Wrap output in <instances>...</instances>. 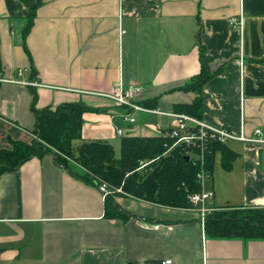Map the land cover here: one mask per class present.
<instances>
[{
	"label": "crops",
	"instance_id": "crops-1",
	"mask_svg": "<svg viewBox=\"0 0 264 264\" xmlns=\"http://www.w3.org/2000/svg\"><path fill=\"white\" fill-rule=\"evenodd\" d=\"M232 17L242 24L232 27ZM203 65L214 75L201 119L247 137L261 128L264 137V0H0V147L32 139L34 108L78 100L100 110L84 114L83 140L110 142L119 126L168 134L172 116L137 112L145 121L123 122L128 109L104 94L138 84L141 104L177 112L198 96L184 85ZM225 144L235 158L226 168L217 152L205 181L211 204L264 207V144ZM114 197L127 218L108 217L99 187L51 154L4 172L0 264H264V240L209 237L198 207Z\"/></svg>",
	"mask_w": 264,
	"mask_h": 264
},
{
	"label": "trees",
	"instance_id": "trees-1",
	"mask_svg": "<svg viewBox=\"0 0 264 264\" xmlns=\"http://www.w3.org/2000/svg\"><path fill=\"white\" fill-rule=\"evenodd\" d=\"M35 11L36 7L30 11L25 33L33 24ZM213 75L203 65L200 73L184 85L198 96L192 102L176 103L175 110L201 118L202 89ZM149 105L145 102V106ZM34 110L36 123L31 130L32 139H15L11 140L10 146L0 147V177L6 171L18 169L34 156L51 154L55 162L88 183L99 186L101 181H106L121 187L124 194L154 204L191 208L190 195L202 188L199 180L202 169L212 175L219 150L225 154L226 168L231 167L235 158V153L226 144L214 142L206 153L203 166L187 148L173 146L174 140L167 133L123 135L121 153L117 156L114 146L104 139L83 140L81 144H74L76 139H82L84 114L100 111L98 108L78 100L62 102L55 108L47 106ZM144 163L148 164L142 167ZM105 202L108 217H128L114 195L106 197ZM204 229L207 236L214 238L264 240V207H215L206 216Z\"/></svg>",
	"mask_w": 264,
	"mask_h": 264
},
{
	"label": "built area",
	"instance_id": "built-area-1",
	"mask_svg": "<svg viewBox=\"0 0 264 264\" xmlns=\"http://www.w3.org/2000/svg\"><path fill=\"white\" fill-rule=\"evenodd\" d=\"M232 27H237L242 24L240 17H232L230 19ZM21 72V71H19ZM12 82H18L14 79H6ZM143 92V87L138 84H130L124 86L123 84L116 85L109 93L104 96L110 99L115 105L126 107L128 110L122 112L120 116L123 122L135 123L137 121L136 113H158L172 116L174 123L170 128L168 135L174 140L173 146L182 145L188 149L189 153L199 159L201 164L204 166L206 161V153L209 147L214 142L227 143L230 140L249 141L255 143L264 144L263 130L257 128L255 130L254 137H247L246 135H237L224 125H212L201 118L184 112H162L156 109H151L141 104L137 100V96ZM117 134L120 136L126 135L125 128L122 126L117 127ZM172 146L169 148V150ZM263 163H264V152H263ZM148 163H144L142 167ZM210 176L206 169L203 168L199 173V180L202 185L201 191L192 193L190 195V202L193 207H198L201 212L203 223L206 216L212 212L215 207L211 204V199L214 197L213 191L205 189V181ZM103 197L114 195L120 191H123L121 187H115L106 181H101L99 184ZM172 259L164 261H154L148 264H171Z\"/></svg>",
	"mask_w": 264,
	"mask_h": 264
},
{
	"label": "rangeland",
	"instance_id": "rangeland-1",
	"mask_svg": "<svg viewBox=\"0 0 264 264\" xmlns=\"http://www.w3.org/2000/svg\"><path fill=\"white\" fill-rule=\"evenodd\" d=\"M140 116L141 115H138L137 117H138V122H140V121H145V118L144 117H142L141 116V118H142V120H140ZM151 117L150 118H147L146 120L148 121V120H153V122H155L156 121V118L158 117V116H154V115H150ZM152 116H153V118H152ZM136 117V118H137ZM118 138H114V139H112V140H110V143L114 146V148H115V150H116V154H117V156H119L120 155V153H121V136H117ZM83 141V139H76L75 141H74V144L75 145H78V144H80L81 142ZM119 194L121 193V194H124L125 192L124 191H120V192H118ZM127 194V193H126Z\"/></svg>",
	"mask_w": 264,
	"mask_h": 264
},
{
	"label": "water",
	"instance_id": "water-1",
	"mask_svg": "<svg viewBox=\"0 0 264 264\" xmlns=\"http://www.w3.org/2000/svg\"><path fill=\"white\" fill-rule=\"evenodd\" d=\"M189 158V157H188Z\"/></svg>",
	"mask_w": 264,
	"mask_h": 264
}]
</instances>
